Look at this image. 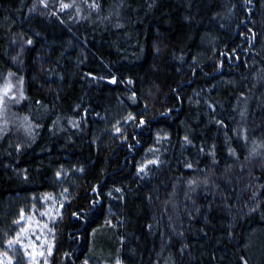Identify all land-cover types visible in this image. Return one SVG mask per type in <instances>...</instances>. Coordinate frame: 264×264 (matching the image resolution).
<instances>
[{"label":"trees","instance_id":"trees-1","mask_svg":"<svg viewBox=\"0 0 264 264\" xmlns=\"http://www.w3.org/2000/svg\"><path fill=\"white\" fill-rule=\"evenodd\" d=\"M0 99V230L65 173L47 264H253L264 0H0Z\"/></svg>","mask_w":264,"mask_h":264},{"label":"rangeland","instance_id":"rangeland-1","mask_svg":"<svg viewBox=\"0 0 264 264\" xmlns=\"http://www.w3.org/2000/svg\"><path fill=\"white\" fill-rule=\"evenodd\" d=\"M155 162V161H154ZM152 164L145 160L142 169ZM65 173L53 179L54 190L39 196L15 197L2 203L5 223L0 230V264H47L54 226L65 201ZM253 264H264V227L249 232L244 246ZM86 264H123L95 250Z\"/></svg>","mask_w":264,"mask_h":264},{"label":"snow or ice","instance_id":"snow-or-ice-1","mask_svg":"<svg viewBox=\"0 0 264 264\" xmlns=\"http://www.w3.org/2000/svg\"><path fill=\"white\" fill-rule=\"evenodd\" d=\"M61 7L66 9L69 7V5L68 4H61ZM28 43L31 44V41L29 40ZM2 104H3V100L0 99V105H2ZM130 119H131V117H130ZM117 131H119V129H117ZM189 167H191V165H189ZM140 170L143 171V169H140ZM117 191H119V189H117Z\"/></svg>","mask_w":264,"mask_h":264}]
</instances>
